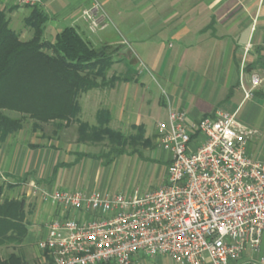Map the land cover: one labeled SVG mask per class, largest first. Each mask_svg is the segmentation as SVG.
I'll return each instance as SVG.
<instances>
[{"label": "crops", "instance_id": "obj_1", "mask_svg": "<svg viewBox=\"0 0 264 264\" xmlns=\"http://www.w3.org/2000/svg\"><path fill=\"white\" fill-rule=\"evenodd\" d=\"M93 1L43 0L41 6L49 17L45 40L54 41L63 29L73 27L94 47L111 48L114 63L104 73L107 83L94 89L92 125L97 112L105 108L112 125L144 126L146 136L154 131L158 138V124H169L168 102L186 112L188 122L224 110L258 128L247 153L264 161V0H96L108 16V25L95 33L82 17ZM0 10H8L10 25L17 15L31 13L16 0H0ZM254 74L262 82L247 95ZM114 77L126 80L111 81ZM34 138L37 141H29L18 133L0 141V175L27 178L13 189L20 198L31 197L23 186L30 181L64 191H101L106 166L90 158L78 159V154L86 153L84 144L72 151L54 146L53 141L43 144L39 135ZM198 140L203 137L195 138L196 145ZM29 215L34 223L24 244L32 245L47 234L46 223L40 226L37 217L50 219L61 212L43 204ZM36 254L39 259L30 262L43 264L42 252L38 249ZM132 264L174 262L165 256L138 254Z\"/></svg>", "mask_w": 264, "mask_h": 264}, {"label": "built area", "instance_id": "obj_2", "mask_svg": "<svg viewBox=\"0 0 264 264\" xmlns=\"http://www.w3.org/2000/svg\"><path fill=\"white\" fill-rule=\"evenodd\" d=\"M43 3L16 0L29 9ZM82 17L93 33L108 25L96 0ZM261 82L254 74L247 95ZM168 119L157 133L171 159L165 183L155 190L104 193L23 184L27 196L60 209L38 242L53 264H132L138 254L169 257L174 264H264V161L247 153L259 130L224 110L188 122L170 102ZM198 136L203 141L196 145Z\"/></svg>", "mask_w": 264, "mask_h": 264}, {"label": "trees", "instance_id": "obj_3", "mask_svg": "<svg viewBox=\"0 0 264 264\" xmlns=\"http://www.w3.org/2000/svg\"><path fill=\"white\" fill-rule=\"evenodd\" d=\"M48 19L41 7L31 9L25 24L34 33L29 41H23L11 28L8 10H0L1 142L21 130L26 117L39 123H54L58 129L69 126L79 120L80 96L107 83L104 73L114 63L111 48H95L73 27L63 29L54 41H47L44 29ZM123 79L126 80L114 77L111 81ZM3 110L22 117H9ZM79 123L80 143L108 141V151L80 153L78 159L90 158L106 167L114 162V156L138 155L145 159L137 147L150 145L144 126H132L135 132L128 135L113 130L110 111L105 108L97 112L95 125ZM12 179L18 180L16 184L20 185L27 178ZM3 190L0 185V264H40L31 263L21 250L30 224L26 217V199H2ZM9 247L14 251L3 257L1 250ZM42 255L43 264H53L47 253L42 252Z\"/></svg>", "mask_w": 264, "mask_h": 264}, {"label": "rangeland", "instance_id": "obj_4", "mask_svg": "<svg viewBox=\"0 0 264 264\" xmlns=\"http://www.w3.org/2000/svg\"><path fill=\"white\" fill-rule=\"evenodd\" d=\"M28 15H17L15 22L11 25V28L14 29L19 35L20 39L23 41H29L33 37L34 30L25 24V19ZM95 33V32H94ZM94 46V45H93ZM95 48H97L95 46ZM106 78V77H105ZM100 81V79H97ZM81 111L79 114V120H74L69 126L58 129L54 123H39L28 117L23 118L22 129L18 133H23L29 141H37L34 138V135H39L40 141L44 144H47L50 141H53L54 146L67 149L71 148L72 151L76 150L77 144H84L83 151L86 153L98 154L100 152L108 151V141H103L100 143H80L78 141L79 137V122L88 121L90 125L94 124V89L84 93L80 96L79 99ZM5 115L12 118H21L22 115L19 113L3 110ZM81 117V118H80ZM243 121V120H241ZM244 122V121H243ZM246 123V122H244ZM248 124V123H246ZM250 125V124H249ZM255 127L253 125H250ZM113 130H118L123 132L125 135L133 134L135 131L132 126H121V125H112ZM256 128V127H255ZM258 129V128H256ZM125 130V131H123ZM262 135V132L261 134ZM258 136V135H257ZM256 136V137H257ZM151 139L150 145H139V150L143 153L145 159H141L138 155L129 156H114V162L105 167V180L102 185V192L108 193H132L136 189L141 192H147L157 189L165 183V178L167 174V169L169 163L166 162V159H171L169 152L163 149L161 145V139L156 137L155 132L147 135ZM82 150V149H80ZM123 157V158H122ZM87 162V163H86ZM85 168L89 166L88 161H86ZM88 164V165H87ZM93 164V163H92ZM102 164V163H101ZM91 172V171H90ZM92 176L94 175V170H92ZM89 179V178H88ZM92 179V177H91ZM18 180L11 179L7 176L0 175V185H3V196L2 199L7 200H20V195H17V190L13 189L18 187L16 184ZM37 196H31L26 200V214L29 223L32 225L34 223V217L29 215L30 212L36 210V207L43 206L45 204ZM49 207H54L51 204H47ZM39 215L37 218V224H42V221L45 223L48 221V218L44 219ZM29 224V232L32 230V226ZM36 224V225H37ZM40 241V240H39ZM34 242L32 245L24 244L21 247L22 252L29 261H37L39 258L36 254L38 248V242ZM14 251L12 248H4L1 250L3 257H6L10 252ZM262 253L264 252V237L262 244Z\"/></svg>", "mask_w": 264, "mask_h": 264}]
</instances>
